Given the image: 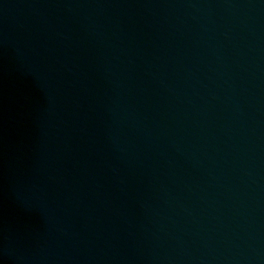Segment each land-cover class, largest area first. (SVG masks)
<instances>
[{"label":"water","instance_id":"95a60500","mask_svg":"<svg viewBox=\"0 0 264 264\" xmlns=\"http://www.w3.org/2000/svg\"><path fill=\"white\" fill-rule=\"evenodd\" d=\"M0 264H264V0H0Z\"/></svg>","mask_w":264,"mask_h":264}]
</instances>
